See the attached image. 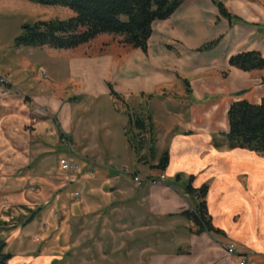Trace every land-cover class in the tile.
<instances>
[{
	"label": "crops",
	"instance_id": "crops-1",
	"mask_svg": "<svg viewBox=\"0 0 264 264\" xmlns=\"http://www.w3.org/2000/svg\"><path fill=\"white\" fill-rule=\"evenodd\" d=\"M221 1L232 18L222 17L212 0H185L169 18L155 20L146 53L112 43L94 57L84 55L85 46L96 40L104 45L113 36L109 34L74 49L20 46L61 51L55 58L68 60L70 77L84 81L88 97L112 102V109L103 106L95 126L90 124L87 141L79 139L80 161L71 141L64 142L71 127V102L37 99L50 109L43 118L29 111L27 100L18 94L0 97V246L12 255L8 264L61 263L65 252L59 251V242L71 223L104 217L126 220L135 240L152 232L150 245L136 240L143 260L139 264H239L237 256L226 253L227 244L246 255L247 264H264V153L213 142L215 134L229 131L227 113L233 101L259 103L264 98V69L229 65V58L239 52L264 55V0ZM57 10L67 13L64 18L73 14L68 7ZM219 36L214 48L198 50ZM108 82L119 93L137 98L139 112L150 109L157 139L153 161L157 164L168 149L165 171L138 161L125 135L128 116L116 109ZM66 155L79 163L78 171L69 174L61 168L59 160ZM133 163L136 172L166 178L137 185L131 174L121 171L133 169ZM178 173L185 176L177 180ZM189 175L195 176L196 187L208 183V212L227 237L195 234V223L178 215L196 203L184 191ZM113 244L118 247L117 241ZM87 252L85 258L81 255L86 264L91 261ZM113 252L118 255L119 248ZM119 262V256L112 261Z\"/></svg>",
	"mask_w": 264,
	"mask_h": 264
},
{
	"label": "trees",
	"instance_id": "trees-1",
	"mask_svg": "<svg viewBox=\"0 0 264 264\" xmlns=\"http://www.w3.org/2000/svg\"><path fill=\"white\" fill-rule=\"evenodd\" d=\"M43 5L64 6L72 10L68 18L39 19L33 23L23 25L22 32L14 39L16 47L20 46H49L57 49H74L88 43L101 34L113 35L117 42L130 48H140L148 51V41L153 33V22L169 18L185 0H30ZM219 9L220 15L232 18V14L221 0H212ZM222 36L202 45L198 50L205 51L214 48ZM104 45H108L105 43ZM229 65L239 67L245 71L264 69V55L258 50L243 51L229 58ZM224 75L227 71L223 72ZM0 84L11 86L5 79ZM189 88L188 79H184ZM110 93L118 111L128 116L125 125V135L131 149L135 152L139 162L150 163L156 158V136L154 132L153 116L148 107L143 111H136L123 94L117 92L111 82H108ZM141 96L151 97L152 94L141 93ZM123 105L118 106L117 102ZM229 131L219 133L224 137L229 148H243L264 153V98L259 103L247 99L233 101L228 113ZM215 146H222L214 135ZM170 162V153L166 149L160 156L158 163L152 165L165 171ZM178 173L175 179H180ZM195 176L189 175L184 191L196 198L193 207L183 210L181 215L191 219L196 230L201 234L226 233L214 226L212 216L208 212L207 195L208 183L196 187ZM192 230V229H191ZM12 255L0 246V264H8Z\"/></svg>",
	"mask_w": 264,
	"mask_h": 264
},
{
	"label": "rangeland",
	"instance_id": "rangeland-1",
	"mask_svg": "<svg viewBox=\"0 0 264 264\" xmlns=\"http://www.w3.org/2000/svg\"><path fill=\"white\" fill-rule=\"evenodd\" d=\"M58 7L59 6L39 4L30 0H0V77L11 84V88H7L6 85L0 84V97L6 94H18L22 98L21 100H27L26 104L28 105L29 111L43 118L49 116L50 109H46L47 106L37 102V99L43 100L50 97L71 102V127L66 130V134L69 135V138L64 139V142L71 141L76 151L74 154L76 158L81 161V146L79 139L82 137L87 141L91 122L92 125L95 126L94 122L103 106L104 110L111 111L112 102L106 99L102 103V101L99 102L101 98L94 99L88 97L87 94L89 93L84 91V81H79L70 77L68 60L65 62L62 61V63L57 62L59 58H55V56L60 57L62 55L61 51L47 47H37L35 49H29L28 47L22 48L16 47L14 44V39L20 34L24 24L33 23L39 19L66 17L67 13L64 10H57ZM106 39V41H109L108 45H100V40H96L94 42L96 44L85 46L84 55L94 57V55L103 52L105 47H109V44L113 43L115 47L120 45L117 42V38L114 36H109ZM100 49H103V51ZM114 49L117 53L120 51L118 48ZM121 56L122 55L115 54L117 58ZM59 63H61V65ZM186 86L188 87L187 84ZM124 97L132 108L136 111L140 110L137 105V98L133 97L132 100L130 98L131 96L124 95ZM32 101L34 103H32ZM117 105L122 106L123 102L118 101ZM58 121L57 117L53 118V122L56 123V125ZM215 135L219 141L225 142L224 137L219 134ZM68 144L69 142L67 145ZM152 165H154V161L147 164V166L154 170ZM121 169H128L129 172L125 174H131L133 179L136 174L143 179L142 181H145V179H152V177L146 176L142 172H136L137 164L135 163H133V169L128 166L125 168L122 167ZM182 174V177H184L185 174ZM135 183L139 185L136 181ZM181 212L178 213V215L181 214ZM57 216L60 217L61 221V214L57 213ZM119 222L117 223L111 217L110 221H106L104 217L98 222L89 221L82 223V225L79 220L73 221L71 223L72 228L70 230H65V238L63 239H66V242L63 239L59 242V251L65 253L61 263L56 264H86L82 262L83 258L81 255L84 254L85 258L87 253H89L87 251L91 253V255L87 257L91 261H88L87 264H113L112 261L116 259L117 256H119L120 259L119 264L141 263L143 260L140 259L141 253L138 251L141 246L136 245V240H138L139 243H143V245H145L144 243L146 242L150 245L152 240H154V238L151 237L152 232L147 234V237L140 235L135 240L129 237L127 223H123L127 221L122 219L121 222ZM60 223L62 224V222ZM196 228L195 226V229L191 231L193 232ZM219 236L227 237V233L226 235L222 233L215 234V237L218 238ZM129 238L132 239V241ZM156 239L157 236L155 237V240ZM113 241L118 242V247L113 244ZM156 242L157 241H155V243ZM117 248H119L118 255L113 252V250ZM129 251H131V254H129Z\"/></svg>",
	"mask_w": 264,
	"mask_h": 264
},
{
	"label": "built area",
	"instance_id": "built-area-1",
	"mask_svg": "<svg viewBox=\"0 0 264 264\" xmlns=\"http://www.w3.org/2000/svg\"><path fill=\"white\" fill-rule=\"evenodd\" d=\"M4 80L3 78L1 79V81ZM59 163H60V166L61 168L68 172L69 174L74 172V171H78L80 169V165L78 162H76L71 156H63L60 158L59 160ZM122 172L123 173H128L129 170L128 169H122ZM165 175L162 174L160 176V178H155V179H148V181L152 184H158V183H161L162 181L165 180ZM69 179H70V176H69ZM134 180L137 182V183H141L143 179H141V177L136 174L134 176ZM75 196L76 197H79L80 196V191H76L75 192ZM225 249H226V252L229 254V255H236L239 259V264H247V256L246 255H239L237 253V250L235 248V246L233 244H227L225 246Z\"/></svg>",
	"mask_w": 264,
	"mask_h": 264
}]
</instances>
